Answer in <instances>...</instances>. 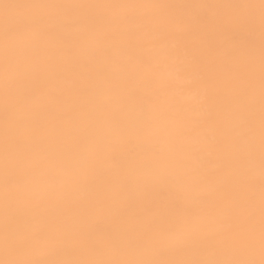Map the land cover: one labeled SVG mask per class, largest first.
Instances as JSON below:
<instances>
[{
    "label": "bare ground",
    "instance_id": "bare-ground-1",
    "mask_svg": "<svg viewBox=\"0 0 264 264\" xmlns=\"http://www.w3.org/2000/svg\"><path fill=\"white\" fill-rule=\"evenodd\" d=\"M57 3L113 5L116 7L66 9L64 14L83 18L87 24L71 23L61 29L64 38L25 37L21 58L45 81L37 88L38 107L27 117L12 110L6 120L3 22L5 16L32 15L40 10L8 8L5 4ZM154 3H183L207 7L189 10L192 17L210 18L211 26L193 23L192 31L180 37L186 51L198 58V67L210 77L209 93L213 101L202 109L204 94L194 88L182 97L165 94L158 84L147 85L138 76L148 64L137 65L123 55L127 41L120 32L129 30L153 10L125 7ZM260 0H0V258H4L3 203L6 187L3 176V141L6 125L15 136H30L56 154L57 181L51 185L33 183L27 189L36 199L27 206L31 214L13 217L18 231L26 223L41 236L62 237L63 251L57 258L137 259L139 252L127 250L128 239L144 230V198L150 188L154 167L183 159V149L196 148L202 160L198 190L216 199L226 184L254 177L252 198L255 214V246L252 258L259 260V143H260ZM254 4L256 8L217 7ZM237 13L256 19L254 31L233 22ZM146 57L150 50L140 49ZM15 79V74H10ZM161 79L167 80L163 73ZM193 79V77H189ZM135 89L132 96L117 85ZM251 85V87H250ZM150 96L151 103L144 97ZM242 101L241 103H238ZM179 102L187 111L177 114L172 105ZM249 104L251 131L249 128ZM251 145L254 163L246 156ZM103 158L96 162L97 153ZM186 166L191 161L183 159ZM18 174L20 169L16 170ZM138 182V183H137ZM136 192V201L125 207L128 188ZM25 186L10 182L7 192L15 196ZM248 189L242 188L246 200ZM43 201V206L41 205ZM217 201L207 208L199 199L190 202L195 222L208 215L216 217L211 247L184 250L168 258H235L231 247L224 246V208ZM135 216L137 220L129 218ZM41 217L44 222L41 223ZM118 236V241H112ZM42 258H49L47 255Z\"/></svg>",
    "mask_w": 264,
    "mask_h": 264
},
{
    "label": "snow or ice",
    "instance_id": "snow-or-ice-1",
    "mask_svg": "<svg viewBox=\"0 0 264 264\" xmlns=\"http://www.w3.org/2000/svg\"><path fill=\"white\" fill-rule=\"evenodd\" d=\"M8 8H26L40 10L27 16L8 17L3 22V65L6 120L12 110L18 111L23 117L30 115L38 105L34 101L37 88H42L45 81L30 70L21 58L20 53L26 46L25 37L33 35L46 39L64 38L61 29L71 23L87 24L83 18H73L64 14L66 9H86L116 7L113 5L89 4H57L30 3L5 4ZM125 7H142L152 9L151 15L136 21L129 30L120 32L127 41L123 55L134 60L137 65L148 64L140 73L131 74L128 79L137 76L147 85L158 84L159 88L173 97H182L194 88L204 94L202 109L212 103L213 96L209 93L210 77L198 67L197 57L190 55L180 43V37L192 31L193 23L211 26L210 18L188 15L189 10L204 8L205 5L183 3H154ZM217 7L233 9L256 8L254 4H237ZM260 143H259V251L260 259L252 258L255 246V214L252 190L254 177H244L229 181L216 199L209 198L198 190L203 160L196 155V148L189 145L183 149V159L190 160L186 166L183 159L172 161L151 169L150 188L144 198V217L140 221L144 230L128 239L127 250L137 251L142 258L137 259H71L57 258L63 251L62 237L47 235L26 223L23 230L18 231L13 225V217H26L31 214L27 206L36 199L35 194L27 186L36 183L45 186L54 184L57 177L53 169L58 167L56 154L37 143L30 136H15L10 125H6L3 141V176L6 194L3 203V239L4 258L0 264H264V0H260ZM233 22L240 23L250 31L255 30L256 19L250 14L237 13ZM147 47L150 57L140 51ZM15 74V79L10 74ZM163 73L168 79L163 80ZM193 77V79H189ZM117 87L129 95H137L135 89H129L121 83ZM251 87V85H250ZM145 103H151V97H144ZM238 103L242 104V101ZM177 113L187 111L179 102L171 106ZM249 128L251 131V111L249 104ZM103 153L96 155V162L101 161ZM248 164L254 163L251 145L246 156ZM17 169L21 173H17ZM10 182L25 186L15 196L8 195L7 186ZM138 183V182H137ZM128 188L125 207L132 206L136 201V192ZM248 189L246 200H242V188ZM199 199L209 209L216 206L217 201H226L224 208L223 240L224 246L231 247L236 253L235 258H168L169 254L201 247H211L213 225L216 217L208 215L203 221L195 222L190 202ZM43 206V201L41 205ZM135 222L137 218H129ZM40 222H44L41 217ZM118 236L112 241L115 245ZM47 255L49 258H42Z\"/></svg>",
    "mask_w": 264,
    "mask_h": 264
}]
</instances>
